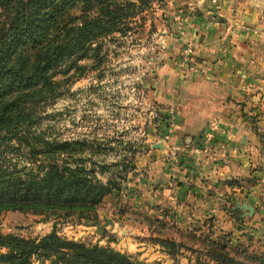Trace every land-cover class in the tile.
<instances>
[{
	"label": "rangeland",
	"instance_id": "obj_1",
	"mask_svg": "<svg viewBox=\"0 0 264 264\" xmlns=\"http://www.w3.org/2000/svg\"><path fill=\"white\" fill-rule=\"evenodd\" d=\"M191 1L169 0L156 5L148 12L143 28L136 27L127 36L116 35L114 41L107 42L101 67L90 69L83 76L63 77L62 96L45 109L39 123L32 128V135L44 133L47 138L63 142L86 140L93 150L89 147L85 155L93 161L116 163L125 157L133 160L136 170L128 169V178L122 182L121 189L104 200L92 220L5 212L0 218L3 234L39 239L55 230L63 238L110 247L147 264H214L207 251L213 247L212 243L220 240L227 243L229 252L237 259L243 258L241 254L246 252H264V239H245L247 234H241L244 229L251 234L262 229L260 222L264 216L255 210L264 208L263 164L257 166L259 176L253 179L255 186L262 183L257 194L260 201L252 205L247 202L231 205L235 211L230 229H212L213 225L207 230L181 229V221L171 217L169 210H162L159 216L157 211L142 210L135 202L146 193L145 182L140 178L149 175L141 168L149 161L153 149H167L168 164L183 163V157L175 156L170 144L171 132L176 129V114L156 104L152 83L156 64L165 54L166 43L171 41L168 37L187 32L186 21L194 15ZM182 53L185 56L184 50ZM81 63L91 67L90 61ZM254 95L253 102L242 111L256 134L260 158H263L264 92H253L252 99ZM153 142L156 143L152 147ZM159 143L163 149L155 147ZM30 157L27 145L17 141L0 145V159L6 165L24 167ZM244 205L254 211L250 212ZM108 220L114 221V226L109 224L100 233L94 224L103 226ZM157 240L173 241L177 247L168 249ZM239 243L243 246L237 254L234 248Z\"/></svg>",
	"mask_w": 264,
	"mask_h": 264
},
{
	"label": "trees",
	"instance_id": "obj_2",
	"mask_svg": "<svg viewBox=\"0 0 264 264\" xmlns=\"http://www.w3.org/2000/svg\"><path fill=\"white\" fill-rule=\"evenodd\" d=\"M167 1L0 0V145L17 141L31 154L24 167L0 159V218L18 211L92 220L104 200L121 189L128 169L136 170L126 157L116 163L93 161L85 155L91 147L86 140L63 142L32 135V128L62 96L63 77L101 67L107 42L143 28L148 12ZM212 244L207 253L214 264H264V252L237 259L227 243ZM0 264L147 263L110 247L63 238L55 230L39 239L5 235L0 224Z\"/></svg>",
	"mask_w": 264,
	"mask_h": 264
},
{
	"label": "crops",
	"instance_id": "obj_3",
	"mask_svg": "<svg viewBox=\"0 0 264 264\" xmlns=\"http://www.w3.org/2000/svg\"><path fill=\"white\" fill-rule=\"evenodd\" d=\"M191 4L187 32L168 37L152 83L156 104L176 114L170 144L183 163L168 164L167 149L152 148L141 168L149 176L140 175L146 193L135 202L159 216L169 210L181 229H210L209 219L212 229H230L231 205L260 201L262 183L255 186L253 179L264 157L242 110L255 99L253 92H264V0ZM188 45L193 53L186 61L182 52ZM255 211L264 216V208ZM260 225L252 234L248 229L241 234L264 239V221Z\"/></svg>",
	"mask_w": 264,
	"mask_h": 264
},
{
	"label": "water",
	"instance_id": "obj_4",
	"mask_svg": "<svg viewBox=\"0 0 264 264\" xmlns=\"http://www.w3.org/2000/svg\"><path fill=\"white\" fill-rule=\"evenodd\" d=\"M155 147L159 148V149H163L164 146L161 143H159V144H156ZM244 206H245L246 209L249 208L250 212L254 211V209L252 207H248L247 205H244ZM109 224L114 226L115 223L112 220H108L106 225L101 226L99 224H94V226H96V228L99 230L100 233H103L105 231L106 226L109 225Z\"/></svg>",
	"mask_w": 264,
	"mask_h": 264
},
{
	"label": "built area",
	"instance_id": "obj_5",
	"mask_svg": "<svg viewBox=\"0 0 264 264\" xmlns=\"http://www.w3.org/2000/svg\"><path fill=\"white\" fill-rule=\"evenodd\" d=\"M192 53H193V48L191 45H188V47L184 49L186 61H189V59H190L189 57H191ZM174 155L177 156V151H174Z\"/></svg>",
	"mask_w": 264,
	"mask_h": 264
}]
</instances>
